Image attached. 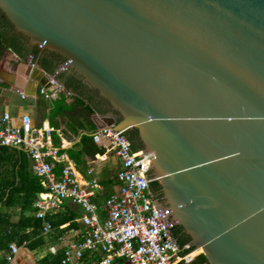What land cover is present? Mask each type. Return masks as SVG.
<instances>
[{"label":"water","instance_id":"obj_1","mask_svg":"<svg viewBox=\"0 0 264 264\" xmlns=\"http://www.w3.org/2000/svg\"><path fill=\"white\" fill-rule=\"evenodd\" d=\"M0 11L97 94L114 131L135 133L188 249L264 264V0H0Z\"/></svg>","mask_w":264,"mask_h":264},{"label":"built area","instance_id":"obj_2","mask_svg":"<svg viewBox=\"0 0 264 264\" xmlns=\"http://www.w3.org/2000/svg\"><path fill=\"white\" fill-rule=\"evenodd\" d=\"M31 67L35 68L33 63ZM64 69L62 65L48 75L47 85L70 99L71 92L57 80ZM39 93L45 98L51 97L45 86ZM22 98H26L24 94ZM53 132L51 128L34 127L26 114L16 123L7 112L0 118V146L25 153L42 187L33 203L42 235L51 234L50 218L62 210L65 201L83 211L80 221L86 231L78 239L63 241L61 247L51 248V255L61 250V264H84V261L87 264H189L193 260V252L183 255V249L173 238L176 223L170 219L169 212L157 207L158 200L150 189L154 178L150 175L148 153L134 151L122 131L106 127L94 135V142L113 152L120 161L118 192L106 200V214L101 217L92 201L94 191L99 189L98 182L80 184L75 165L60 154ZM58 164H62L59 174L55 172ZM17 253L18 247L11 244L3 256L5 264H11ZM96 256L100 257L99 261Z\"/></svg>","mask_w":264,"mask_h":264},{"label":"crops","instance_id":"obj_3","mask_svg":"<svg viewBox=\"0 0 264 264\" xmlns=\"http://www.w3.org/2000/svg\"><path fill=\"white\" fill-rule=\"evenodd\" d=\"M13 53L12 50L9 52V48H4L0 54V118L7 112L13 118V123H16L22 115H29L34 127L51 128L54 131L52 137L55 145L59 148V152L63 149H71L85 134V132H81L78 126L71 123L73 120L76 124L83 121V118L77 117V111H81L82 108L73 106L74 97L66 99L63 94L54 92L47 85V76L50 74H47L43 69L40 71L33 69L31 64L35 62L34 60L31 62V56L23 58ZM40 57L43 58V54L40 53ZM43 86L47 88V92L51 97L45 98L39 93ZM22 94L25 95V99L22 98ZM61 98L65 99L64 104L66 106L70 108L73 106L74 109L63 110L57 107V101ZM69 125L73 129H77V134L69 131ZM96 145L103 152L96 154L92 161L80 167H77L66 153L62 155L67 158V161L75 165L80 184L86 185L91 180L98 182L99 189L94 191L92 201L98 206L99 215L104 217L106 214V200L112 194L118 192L117 173L120 169V161L113 152H108L100 144ZM3 149L0 153V174H4L5 170L6 172H12L13 175L8 181L14 184L10 186L12 187L10 189L17 190L19 188V195L15 197L12 203L14 206L4 212L9 215L10 222L16 224L21 219V207L26 202L24 193L20 190L26 187L25 184H28L26 182L27 175L36 176L33 175L30 162L23 152L17 151V153H23L26 157L27 168L21 171V157L13 155L14 149ZM18 158L19 165L16 163ZM61 167L62 164L57 165L55 170L57 174H59ZM18 168L19 177L14 175ZM39 193L36 194L31 207L28 208L31 211L30 217L34 219L33 203ZM82 214L83 211L80 207L70 201H65L62 210L50 218L53 227L51 234L44 236L40 227L34 228L32 224H27V228L21 232V236L26 237L25 240L20 245L14 242L11 243L18 247V253L11 264H41L42 259L50 255L51 248L61 247L63 241L69 242L78 239L86 231L80 221ZM7 252L0 250V264H5L3 256Z\"/></svg>","mask_w":264,"mask_h":264},{"label":"trees","instance_id":"obj_4","mask_svg":"<svg viewBox=\"0 0 264 264\" xmlns=\"http://www.w3.org/2000/svg\"><path fill=\"white\" fill-rule=\"evenodd\" d=\"M6 27L8 30L3 34L1 27ZM8 34L11 37V41H8V38L5 36ZM12 41L14 43H12ZM25 40L22 36L16 34L13 30V27L8 22V20L4 17V15L0 11V54L4 48L11 49L18 56L26 58L27 56H32L35 63L43 69L47 74H54L57 70L61 60L53 55L44 53L43 58L40 57V52L37 48H33L30 51L23 52L22 48L25 46ZM57 80L60 84H62L68 92L74 97L73 106L81 107V111H77V117L83 118V121L79 124L74 123V120L71 121L72 124L81 129V132H85L82 135L80 141H78L71 149L68 150H60V153H66L70 160H72L77 167L81 165H85L86 163L92 161L96 154L102 153L101 150L93 140L92 134H96L100 130L116 125L119 119H107V114L109 109L107 105L98 98L97 94L90 89H88L82 82H80L77 77L69 72L62 73L57 77ZM65 99L61 98L57 101L56 106L60 109L72 110L71 108L66 106ZM70 132L77 134V129H73L70 125L68 126ZM128 141L131 143L132 149L134 151H139L142 149L141 144L136 139L134 132H129L125 135ZM3 148L0 146V153ZM13 155L21 157L20 164L22 165L21 171H24L27 168L26 157L23 153H17V151L13 150ZM16 163L19 165V158ZM13 175L12 172L4 171V174H0V250L9 251V245L14 242L20 245L26 237L21 236V232L27 228V224L31 225L34 228L40 227V221L30 217L31 211L28 209L32 205L33 199L37 193L42 191V187L40 186L39 179L37 177H33L31 175H27L25 184L26 187L22 188L20 192H23L24 198L26 200L25 204L22 205V216L20 221L16 224H12L10 222L9 215L5 214L6 209H10L14 204L13 200L15 197L19 195V188L17 190L10 189L12 184L8 181V179ZM14 175L19 177V168ZM150 189L155 199L159 202H162V193L161 188L157 184V182H153L150 185ZM13 190V191H12ZM13 192V193H12ZM12 194V195H11ZM19 200V198H17ZM34 219V220H33ZM173 238L175 239L178 246L183 249V255L192 253L193 249H184L189 242V238L182 233L181 228L176 227L173 232ZM96 260H100L99 256L95 257ZM62 260V251H58L55 255H48L44 259H42L41 264H61ZM84 264H87V261H84ZM189 264H209L202 253H198L195 255L193 260Z\"/></svg>","mask_w":264,"mask_h":264},{"label":"flooded vegetation","instance_id":"obj_5","mask_svg":"<svg viewBox=\"0 0 264 264\" xmlns=\"http://www.w3.org/2000/svg\"><path fill=\"white\" fill-rule=\"evenodd\" d=\"M1 29H2L3 34L6 33V31L8 30V28L3 27V26L1 27ZM5 36L8 38V41L10 42L11 41V37L8 34H6ZM12 43H14V42L12 41ZM30 49H32V48L27 46V43L25 42V46H24V48H22L23 52H26V51H28Z\"/></svg>","mask_w":264,"mask_h":264},{"label":"rangeland","instance_id":"obj_6","mask_svg":"<svg viewBox=\"0 0 264 264\" xmlns=\"http://www.w3.org/2000/svg\"><path fill=\"white\" fill-rule=\"evenodd\" d=\"M199 253V251H194V253H192L193 255L191 256V258L193 259V257L196 255V254H198Z\"/></svg>","mask_w":264,"mask_h":264},{"label":"bare ground","instance_id":"obj_7","mask_svg":"<svg viewBox=\"0 0 264 264\" xmlns=\"http://www.w3.org/2000/svg\"><path fill=\"white\" fill-rule=\"evenodd\" d=\"M199 253H200V251H199ZM192 255H193V254H192ZM192 255H191V256H192Z\"/></svg>","mask_w":264,"mask_h":264}]
</instances>
